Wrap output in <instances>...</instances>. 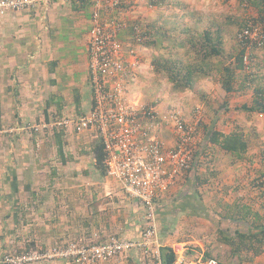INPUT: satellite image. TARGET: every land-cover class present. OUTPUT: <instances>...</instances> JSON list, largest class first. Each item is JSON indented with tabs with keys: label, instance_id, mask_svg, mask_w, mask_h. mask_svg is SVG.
<instances>
[{
	"label": "crops",
	"instance_id": "1",
	"mask_svg": "<svg viewBox=\"0 0 264 264\" xmlns=\"http://www.w3.org/2000/svg\"><path fill=\"white\" fill-rule=\"evenodd\" d=\"M144 1L122 0L113 14L128 22L140 16L151 20L148 8L140 6ZM90 24L86 0H48L12 11V29L0 27V50H6V45L12 49V101H18V117L38 114V101L45 117L78 115L91 107ZM120 37L128 41L130 34L122 32ZM141 60L143 70L142 55ZM225 117L205 125L208 136L214 129L243 133L247 149L237 154L209 141L203 146L197 143L190 167L158 199L159 239L164 246L200 244L210 256L223 259L221 264L232 259L233 264H264V237L259 234L264 226V129L251 125L254 131L245 134L235 124H227L229 120L220 124ZM51 134L53 138L37 143L47 149L39 157V168L30 152L31 141H12V166L11 160L5 161L9 170H0V253L43 250L71 240L101 241L111 233L137 237L143 227V207L123 192L105 167L97 166L96 155L102 150L97 135L59 132L58 140L57 132ZM211 147L215 148L206 152ZM237 231L245 236L238 239ZM128 261L149 264L137 253H131ZM38 264L74 263L55 259Z\"/></svg>",
	"mask_w": 264,
	"mask_h": 264
},
{
	"label": "built area",
	"instance_id": "2",
	"mask_svg": "<svg viewBox=\"0 0 264 264\" xmlns=\"http://www.w3.org/2000/svg\"><path fill=\"white\" fill-rule=\"evenodd\" d=\"M47 1L0 0V16ZM65 1L80 3L84 0ZM86 1L91 7L87 45L91 107L78 115L29 123L25 128L39 133L55 126L64 135L93 131L103 147L106 174L120 183L129 198L141 203L143 227L134 238L111 233L101 241L71 240L43 250L2 252L0 264H38L55 259L70 260L74 264H129L131 253L141 254L149 264H163L158 199L194 161L202 112L197 107L192 116L186 118L175 105L162 111L136 95L133 87L142 71L145 28L113 14L122 0ZM122 32L130 34L128 41L120 37ZM235 39L245 49L242 61L246 64L249 51L264 44V19L247 20ZM22 128L16 127V130ZM169 246L174 255L172 264H219L200 244L173 242Z\"/></svg>",
	"mask_w": 264,
	"mask_h": 264
},
{
	"label": "rangeland",
	"instance_id": "3",
	"mask_svg": "<svg viewBox=\"0 0 264 264\" xmlns=\"http://www.w3.org/2000/svg\"><path fill=\"white\" fill-rule=\"evenodd\" d=\"M140 6L148 8L151 20H142L140 16L136 21L142 26L148 23L154 39L153 42L142 46L144 49L141 55L145 65L133 87L136 95H140L144 101L154 103L162 111L175 105L186 118L191 117L194 109L198 107L204 121L200 134L197 135L196 145L198 143L199 146L208 142L205 125L213 120L216 123L218 119L215 118L222 115L227 116L220 124L225 125L226 120H229L227 124H235L236 129L240 128L245 134L254 131V128H249L251 125H261L264 129V116L259 117L257 111L250 112L238 108L242 104H251L256 86L264 89V45L262 48L251 50V62L236 70L233 91L226 93L221 88L218 74L219 68L221 70L225 63L231 61L239 49L235 39L237 31L248 17H257L259 5L246 0H145ZM0 27L12 29V11L0 16ZM205 29L213 33L218 31L221 35L222 54L199 60L189 41H202L201 35ZM6 48L8 49L7 45ZM7 49L0 50V170H9L5 161L11 160L12 166V141L18 139L31 141L33 148L30 152L33 157H37L35 161L39 168V157L46 153L47 149L42 150L37 143L40 140L46 141L48 136L53 138L51 133L56 132V128L52 126L36 133L29 132L25 127L29 123L54 121L62 116L45 117L44 111H41L43 107H40L38 101V114L34 111L31 117H18L15 109V103L18 101H12V49ZM164 61L178 63L183 69L192 63L197 69L187 84L180 77L171 80L168 72L160 66ZM249 73L253 74V80H247ZM16 127L24 128L18 131ZM252 137L254 141L255 134ZM213 148L215 147L207 149L206 152H211ZM204 149L201 154L205 152ZM27 151L28 149L25 150L26 153ZM208 154L206 153V156ZM216 260L219 264L224 261L219 257H216ZM229 261L230 264L235 262L233 259Z\"/></svg>",
	"mask_w": 264,
	"mask_h": 264
},
{
	"label": "trees",
	"instance_id": "4",
	"mask_svg": "<svg viewBox=\"0 0 264 264\" xmlns=\"http://www.w3.org/2000/svg\"><path fill=\"white\" fill-rule=\"evenodd\" d=\"M246 1L259 5V14L257 17H248V19H246L242 23L241 27L246 23L247 20H252L256 22V21H261L264 19V0H246ZM131 23L141 24L138 21H134ZM143 27L145 28V31H146L145 32L146 37L143 40V44L147 42H151V41L153 42V39H154L153 32H152V29H150L149 24L145 23ZM216 32L213 33L212 31L205 29L201 35L202 41H194V40L189 41V44L191 45V47L194 48V52L196 53V55L199 56V60H206L207 58L218 57L222 54L221 35L218 33V31ZM150 36H152L153 38H151ZM262 47L252 48L251 50L259 49ZM250 51L248 53L249 58L246 64H249L251 62V59L253 58L252 52ZM244 53H245V49L239 45V49H237L232 60L231 61L229 60L228 63H225L222 66L221 70L219 68L218 74L220 78V85H221V88L226 93H229L234 90L233 81L235 79L236 70L242 69L246 65L242 61V55ZM160 66L163 67L168 72L169 78L171 80H176L178 79V77H180V78H183L187 84L189 82V78L192 76L193 72L197 69L196 65L192 63L189 64L188 66L186 65V67L183 69L179 67L178 63H174L171 61H164L163 63L160 64ZM246 78L249 81L253 80L252 79L253 74L249 73L246 76ZM185 82H184V85H185ZM238 108L243 109L244 111H250V112L257 111L263 114L264 113V89L256 86L254 88V95L252 97L251 104L250 105L242 104ZM58 133L59 132H57L58 140H60ZM208 141L211 143L218 144L225 151L236 152L237 154H241L247 149L246 141L244 140L243 135L235 131L230 132L228 134H224L214 129L209 133ZM99 147L101 148L102 144L99 145ZM195 154H196V151H195ZM103 161H104V151L102 147V150H100V154L96 155L97 166L101 168V170L105 167V164L103 165ZM259 232H260L259 234L262 235L261 237H264V226L259 228ZM236 236L238 237V239H241L245 235L237 231ZM254 237L257 242H260L259 240H257L259 239L257 234ZM223 241L229 245L232 244V241L229 237H223ZM161 255H162L163 264L173 263L174 255H173V250L170 246H167V245L163 246L161 248ZM207 255H210V254L207 252Z\"/></svg>",
	"mask_w": 264,
	"mask_h": 264
}]
</instances>
